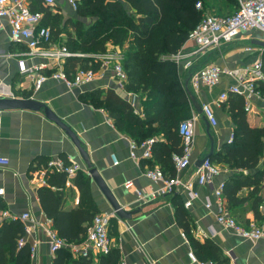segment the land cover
I'll return each mask as SVG.
<instances>
[{"label":"crops","instance_id":"1","mask_svg":"<svg viewBox=\"0 0 264 264\" xmlns=\"http://www.w3.org/2000/svg\"><path fill=\"white\" fill-rule=\"evenodd\" d=\"M24 1L32 10L43 13L41 24L53 28L56 44L68 45L83 33L84 27L93 22L91 17H83L81 22L84 26L78 30L74 25L79 18L78 12L67 0H55L53 5L44 0ZM256 41L264 42V32L258 29L243 32L236 40L222 44L218 49L193 56V67L196 69L210 63L223 68L251 64L257 59H263L264 55V45ZM107 46H111V51L123 50L118 44L108 43ZM183 46L189 50L195 45L193 41H185ZM248 46L251 48L247 49ZM28 50L26 42L11 38L8 20L0 19V98L34 97L53 109L76 132L88 153L89 162L99 170L120 204L127 210H138L129 219L117 216L112 222V247L120 252V264L122 260L126 264H198L191 260L189 251H193L199 259H213L218 264H264V239L251 241L219 223L216 197L219 185L225 183L234 172L253 175L261 171L263 177L259 183L239 190L238 196L246 198L243 203L231 208L225 197L224 200L236 220L245 226L251 221L261 222L264 219V150L259 164L253 169H236L216 157L229 143L231 133H234L232 111L242 110L243 106L249 124L264 127V94L260 89L259 94L252 96L249 110L245 109V101L243 105L237 102L241 95L230 94L224 102H219L220 93L229 90L235 83L233 77L223 74L216 85H200L195 89L189 71L183 68L185 59L177 64L184 88L187 84L201 107L205 103L212 107L217 123L213 125L203 109L198 111L189 97L188 118L193 117L194 123L191 161L180 171L174 167L175 172L171 174L161 167L154 153L151 157L143 156L141 147L136 149L137 156L132 157L131 144L141 142H137L128 130L119 126L109 110L97 104L96 91L101 90L104 95L112 89L131 104L136 115L144 118V97L141 92L129 90L128 82L125 90L120 89L113 77L112 67L100 69L95 80L79 86L71 87L63 80L49 77L39 88H35L33 79L24 74L22 69L35 68L43 59L38 55L27 54ZM77 52L85 53L82 58H87L93 57L92 54L97 51ZM92 61H95L94 58ZM50 72L46 70V73ZM33 74L35 77L37 71ZM156 136L165 140L162 133ZM55 156L80 164L81 171L90 175L88 163L72 138L55 121L49 119L42 108L0 110V158L9 160L7 165H0V217L5 211L14 214L30 212L39 221L26 234L30 252L35 250L34 256H31L32 264H55L58 253L61 257L56 259L57 264H103L102 253L93 251L89 258H79L67 247L57 253L50 250L45 227L51 218L46 215L41 204L38 189L42 185L35 171ZM206 156H213V161L219 164L222 171L211 182L200 183L194 169ZM156 166H160L167 176L178 175L185 180H192V189L197 195L189 207L185 202L192 191L182 187L174 193L161 194L152 199L139 198L136 190L148 192L164 186V181L146 175L149 168ZM75 177H67L63 185L62 201L65 209L79 205L81 191L74 183ZM126 181H131L130 185L127 186ZM256 185L257 191L253 193ZM91 193L101 212L113 211L92 177ZM173 196H178L187 210L189 231L176 219ZM257 196L260 200L254 209L253 202ZM209 201L211 205L207 207ZM192 238H196L199 243L193 244Z\"/></svg>","mask_w":264,"mask_h":264},{"label":"trees","instance_id":"2","mask_svg":"<svg viewBox=\"0 0 264 264\" xmlns=\"http://www.w3.org/2000/svg\"><path fill=\"white\" fill-rule=\"evenodd\" d=\"M196 1L79 0V18L75 20V27L79 30L84 26L81 22L83 17H91L93 22L84 27L77 39L66 44L72 51H105L108 43L118 44L123 48V64L128 74L127 88L143 94L145 117L136 115L131 104L112 89L104 95L101 90L96 91L97 104L109 110L119 126L128 130L139 143L151 137L156 138V134L162 133L165 140L156 138L153 153L161 167L171 174L175 172L172 155L180 153L183 148L178 126L190 114L189 96L181 81L178 65L171 55L181 48L190 31L202 19L203 15L201 9L196 7ZM51 29L53 31L52 27ZM92 59L93 57L88 56L71 57L67 70L72 72L77 65L98 69L99 62ZM257 83V89L264 94V81ZM237 102L243 105L244 98H238ZM231 114L235 123L234 139L216 157L236 169H253L259 164L263 154L264 127L251 126L243 106L242 110L232 111ZM209 158L213 160V156ZM64 159L68 162V159ZM262 177L261 171L253 175L234 172L224 183V197L229 207L243 203L246 198L238 196L239 190L259 183ZM66 179L64 172L53 171L47 175V184L40 186L38 193L43 209L52 219L53 227L59 235L77 242L86 236L88 225L101 211L91 193V177L82 171L78 172L74 180L81 191L79 205L65 209L62 200ZM257 186L253 193L257 191ZM259 200V196L254 198V209ZM172 201L176 205L178 223L189 231L190 218L187 210L178 196H173ZM114 220L115 217L110 219V235ZM25 233V225L20 220H3L0 223V264L32 263L30 243L26 241L19 246V239ZM192 241L195 245L199 243L196 238H192ZM57 256L56 259L61 257L60 253ZM102 262L120 264L119 250L111 247L108 253L103 254Z\"/></svg>","mask_w":264,"mask_h":264},{"label":"built area","instance_id":"3","mask_svg":"<svg viewBox=\"0 0 264 264\" xmlns=\"http://www.w3.org/2000/svg\"><path fill=\"white\" fill-rule=\"evenodd\" d=\"M46 3L53 5L55 0H44ZM74 10L78 9L79 0H67ZM202 2L198 1L196 7L200 9ZM6 18L10 24V35L14 41H24L28 44L29 50L27 54L38 55L43 61L35 68H23L22 72L28 75L34 81L35 88H39L44 81L49 78L63 80L69 86H79L91 82L97 78L100 69H109L112 67L113 77L120 89L125 90L128 82V74L124 68V53L119 50L111 51L108 47L105 51L92 54L95 62H99V68L94 69L92 66H78L74 71L67 70V64L70 57L85 56V53L72 51L64 43H54V35L50 26L42 25L43 13L32 10L24 0H0V19ZM258 29L264 32V0H238L237 10L230 15H217L207 13L202 16L200 22L192 29L188 35L187 42L193 41L194 47L187 50L185 46L181 47L177 52L171 55V58L177 63L183 62V68L189 71L190 80L195 89L200 85L214 86L223 74L229 75L235 79V83L231 85L229 90L223 91L219 95V102H224L230 94L241 95L245 101V109H250L251 98L253 95L259 94L257 89V81L264 80V63L263 59H257L251 64L238 67L223 68L215 63L206 64L200 68L193 67V56L204 54L211 49H218L222 44L236 40L243 32ZM251 47L248 46L247 49ZM264 49V47H263ZM50 73H46V70ZM34 71L37 75L34 77ZM1 81V78H0ZM202 109L206 117L211 123H217L216 115L212 107L205 103ZM178 131L182 138V151L173 153L172 161L175 169L180 171L187 167L191 161V154L194 145V123L193 117L180 121ZM234 139V133H231L228 139L229 143ZM156 141L155 137L148 138L140 144L133 142L131 144V156L136 157V149H143V156L151 157L153 155V145ZM9 160L5 157L0 158V165H7ZM82 166L75 162H66L61 157H52L46 165L37 168V180L39 184H47V175L53 171L64 172L68 179L75 177ZM219 164L215 163L207 157L203 163L194 169L197 179L200 183H208L213 177L221 172ZM146 175L154 180L164 181V186L159 190H136L137 195L141 199H152L161 194H171L178 191L181 187L191 190L190 198L186 200L185 205L189 207L192 199L197 195L192 189V180L183 179L176 176H167L160 166L149 168ZM131 181H126V185H130ZM218 213L217 220L226 227H230L236 231L238 235L251 241L264 239V219L261 222L251 221L245 226L239 223L232 215L224 200V183L220 184L217 192ZM211 202H207L210 207ZM117 217L115 211L97 213L91 223L87 227L86 236L77 242L69 241L59 235L52 226L49 219V225L45 227L48 235L50 250L57 253L62 248H69L76 257L89 258L91 253L97 252L106 254L112 247V237L109 232L110 219ZM3 220H20L25 223V235L19 239V246L26 241L27 232L39 224V221L30 213L24 212L14 214L5 211L0 217V223ZM185 236V233H183ZM32 249L31 256H34ZM192 261L198 264H218L213 259H199L193 251H189ZM32 264V263H31ZM121 264H126L124 260Z\"/></svg>","mask_w":264,"mask_h":264},{"label":"water","instance_id":"4","mask_svg":"<svg viewBox=\"0 0 264 264\" xmlns=\"http://www.w3.org/2000/svg\"><path fill=\"white\" fill-rule=\"evenodd\" d=\"M256 42L264 45L263 41H256ZM185 88H186V91L189 97L191 98V101L196 107V109L198 111H202L201 105L197 103L195 96L193 95L192 91L187 87V84H185ZM15 108H28V109H34V110H38L42 108L44 110V113L49 119L55 121L62 129L65 130V132L72 138L73 142L79 149L82 157L87 161L88 166H89L88 173L93 178V180L96 182V184L99 186L101 191L104 193L105 197L107 198V200L109 201L111 205V208L113 209V211H115L118 217H120L121 219H129L134 213L138 211L135 209L127 210L120 204L118 199L112 193L110 187L105 182L99 170L96 167L92 166L91 163L89 162L88 153L83 148L76 132L69 125H67L64 121H62L53 109H51L45 103L35 99L34 97H3V98H0V110L15 109ZM207 157L209 156L202 158L199 161L198 166H200Z\"/></svg>","mask_w":264,"mask_h":264},{"label":"rangeland","instance_id":"5","mask_svg":"<svg viewBox=\"0 0 264 264\" xmlns=\"http://www.w3.org/2000/svg\"><path fill=\"white\" fill-rule=\"evenodd\" d=\"M202 2L201 13L202 15L207 13L217 15H230L237 10V0H197ZM109 47V46H108ZM111 49V46L109 47ZM123 52V50L121 49Z\"/></svg>","mask_w":264,"mask_h":264}]
</instances>
